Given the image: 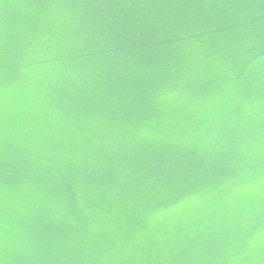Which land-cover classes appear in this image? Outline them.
Returning a JSON list of instances; mask_svg holds the SVG:
<instances>
[{
    "label": "water",
    "instance_id": "obj_1",
    "mask_svg": "<svg viewBox=\"0 0 264 264\" xmlns=\"http://www.w3.org/2000/svg\"><path fill=\"white\" fill-rule=\"evenodd\" d=\"M0 264H264V0H0Z\"/></svg>",
    "mask_w": 264,
    "mask_h": 264
}]
</instances>
